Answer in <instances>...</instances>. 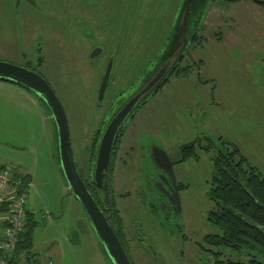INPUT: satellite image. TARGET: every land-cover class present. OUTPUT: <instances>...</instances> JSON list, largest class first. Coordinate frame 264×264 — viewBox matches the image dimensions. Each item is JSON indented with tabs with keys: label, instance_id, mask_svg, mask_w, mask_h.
I'll return each mask as SVG.
<instances>
[{
	"label": "rangeland",
	"instance_id": "374dc122",
	"mask_svg": "<svg viewBox=\"0 0 264 264\" xmlns=\"http://www.w3.org/2000/svg\"><path fill=\"white\" fill-rule=\"evenodd\" d=\"M119 1L122 6L133 2ZM215 1L216 3L210 2L208 8L219 12L233 11L230 16H237L240 11H245V21L256 23L247 25L254 29L250 38L260 35L262 29L258 25L264 26V7L248 0L229 3L225 0ZM6 6L7 0H0V62L24 67L25 59L21 53L29 48L21 40L24 30L17 28L28 20L24 19L25 22L20 21L22 24H19L18 18H14ZM106 20L107 38L117 41L119 37L116 30L127 41L128 28L123 27L116 15L109 13ZM174 26V23L167 29L166 24L157 26V33L153 30L150 46L140 45L139 49L157 55L162 48L161 44L166 42V37L171 38ZM204 35L210 36L208 32ZM31 44H34L33 34ZM203 46L206 49L203 53H210L208 48L215 52L211 47L205 44ZM219 48L220 46L217 47L218 53ZM77 49L76 45L67 47L66 50L72 53L71 59L64 62L63 67L58 63L56 73L46 82L63 108L71 150L79 169L87 177L90 157L88 149L92 146L91 139L101 126L100 111H96V95L102 68L101 73L87 72L85 59L88 52L85 49L82 53L80 48L78 51ZM138 51L127 47L123 42L107 49V53L111 54ZM223 51L227 57L214 55L219 62L213 65L210 75L219 81L218 91L215 90L211 95L216 99V106L210 103L209 88H203L199 92L197 120L194 121L192 116L193 101L187 104L195 89L192 77L191 82L185 83L183 89H178V82L174 81L171 84L177 89L166 85L149 100L151 104L146 110L152 127L147 133L153 139V146L164 147L167 154L175 153V158L183 159L182 155H178L179 150L198 134L201 139L203 136L208 137L214 150L209 153L196 150L190 158L177 161L172 168L174 186L172 180L169 182L174 187L172 195L176 192L179 200L176 224L181 231L178 241L171 239L170 233L160 231L159 225L146 218L147 199L142 203L135 201L138 216L136 221H128V216L124 217L125 233L128 234L131 248L130 258L134 264H217V254L220 251L222 254L226 253L215 247L208 248L204 242L207 235L217 233L208 221L209 213L215 210V204L209 198V182L214 159L221 146L231 150V145H234L248 165L264 177V76L259 72L249 75L250 71L262 70V66L261 63L251 65L245 62V66L240 65L236 73H231L237 61L234 59L235 54L225 46ZM203 57L208 59L205 54ZM238 117L239 120H236ZM194 123L200 128V132L194 130ZM232 131L239 136L233 138L230 134ZM229 141L233 144H228ZM0 164L15 167L32 176V183L27 190V208L32 211L36 222L33 250L29 254L21 253L17 264H28L27 257H30V264H35L33 255L38 259L36 264H111L82 207L68 188L60 167L57 136L49 111L34 95L1 81ZM5 219L6 215L0 214V222ZM171 243H175L176 249H171ZM228 256H224L223 260ZM229 258L233 260V257ZM240 261L244 259L240 258Z\"/></svg>",
	"mask_w": 264,
	"mask_h": 264
},
{
	"label": "flooded vegetation",
	"instance_id": "af4514ba",
	"mask_svg": "<svg viewBox=\"0 0 264 264\" xmlns=\"http://www.w3.org/2000/svg\"><path fill=\"white\" fill-rule=\"evenodd\" d=\"M198 1L201 3V0ZM210 2L216 3L215 0H208L207 4ZM6 8L14 18H18L19 24L25 22L24 19L28 20L23 26L17 28L24 30L21 40L23 45L29 48L21 53L22 58L25 59L23 68L48 80L56 73L58 63L63 67L64 62L71 59L72 53L66 50L69 45H76L77 51L80 48L82 53L86 49L87 72L101 73L102 68L96 95V111H100L101 126L91 139L92 146L88 149L90 157L87 177H84L79 169L73 151L72 154L77 173L119 239L131 264L134 263L130 258L129 249L131 248L128 244V234L125 233L126 219L124 217L128 216V221H136L138 216L135 201L142 203L147 199L146 218H150L152 222L159 225L160 231L170 233L171 239H179L178 234L181 228L176 224L179 210L176 205L177 199L175 195H172L174 188L169 182L167 171L172 170L177 161L190 158L196 150L209 153L214 150V146L208 137L203 136L201 139L197 134L189 144L183 145L179 150L178 155H182L183 159L175 158V153L167 154L164 147L153 146V139L147 133L152 127L151 121L147 119L146 108L151 104L149 100L166 85H172L173 89L177 87L183 89L185 83L191 82L192 77L194 80L192 86L195 89H193V95L189 96L187 104L193 101L192 116L194 121L197 120L196 108L200 104L199 92L203 88H209L210 103L216 106V99L211 95L219 88V81L210 75L213 65L219 62L214 55L227 57L223 53V46L233 50L234 59L237 60L231 73H236L240 65L245 66V62L251 65L261 63L262 70L250 71L249 75L259 72L264 76V26L259 24L258 26L262 29L260 35L251 39L250 34L254 32V29L247 25L256 23L250 20L245 21V14H243L245 11H240L237 16H230L233 11L219 12L207 7L201 23L196 31L192 32L190 24L186 27L187 23L183 15L186 0H133L128 6H122L119 0H7ZM109 13L115 14L123 27L128 28L127 41L121 38L122 35L116 30L119 37L117 41L107 38L106 19ZM173 23L175 26L172 36L170 39L166 37V42L161 44L162 48L157 55L154 56L150 52L139 49L140 45L150 46L153 30L157 33V26L166 24L167 29ZM207 32L209 37L204 35ZM31 34H33L34 44H31ZM227 41L230 42L227 43ZM122 42L127 47H133L134 50L139 51L124 54L107 53L109 46ZM203 44L211 47L215 52L208 48L210 53H203L206 50ZM218 46H220V53L217 52ZM183 47L187 48L186 51L182 50ZM176 50L182 53L180 58H177L173 67L175 69L167 83L146 96L117 131L111 146L107 170L102 173L101 187H97L92 179V171L99 142L107 123L114 112L153 75L160 59H165L173 65ZM203 54L208 59L203 57ZM242 62L244 64H241ZM108 67L110 68L108 78L104 91L101 93V84ZM174 81L178 82L177 87L171 84ZM83 120L84 118L81 119L82 123ZM192 127L200 132V128L195 123ZM230 134L234 136L233 138L239 136L234 131ZM202 141L205 143L203 144ZM228 144L233 143L229 141ZM231 146V150H238L234 145ZM155 148L162 149L167 154L168 167L162 168L154 162L152 150ZM227 153H230V149L224 145L221 146L214 163L217 157L226 156ZM121 190L125 191L120 192ZM144 241L147 242V240ZM149 247L152 248L150 244ZM170 247L176 249L175 243H171Z\"/></svg>",
	"mask_w": 264,
	"mask_h": 264
},
{
	"label": "trees",
	"instance_id": "16d2710c",
	"mask_svg": "<svg viewBox=\"0 0 264 264\" xmlns=\"http://www.w3.org/2000/svg\"><path fill=\"white\" fill-rule=\"evenodd\" d=\"M207 2L208 0H201V3L198 0H186L183 15L186 27L190 24L192 32L196 31L204 18ZM186 49L183 47L182 50ZM180 56L179 53L177 58ZM162 63L167 61L160 59L154 71ZM174 69L172 68L159 87L167 83ZM22 89L30 93L27 89ZM3 168H9L13 178H22L15 167L0 164V169ZM210 184L209 198L214 202L215 210L209 213L208 221L217 233L207 235L204 242L208 248L215 247L226 252L222 254L220 251L217 254V264H264V177L248 165L238 150L233 149L226 156H219L215 160ZM22 188L27 191L25 182ZM34 226L28 213L14 252L6 256L0 252V259L4 260V264H16L20 251L31 249V231ZM228 255L233 257V260ZM224 256L228 258L223 260ZM240 258L244 261H240Z\"/></svg>",
	"mask_w": 264,
	"mask_h": 264
},
{
	"label": "water",
	"instance_id": "95a60500",
	"mask_svg": "<svg viewBox=\"0 0 264 264\" xmlns=\"http://www.w3.org/2000/svg\"><path fill=\"white\" fill-rule=\"evenodd\" d=\"M233 2L237 0H225ZM254 3L264 6V2L261 0H251ZM188 37V34H187ZM182 51L176 50L173 56V65L171 62L162 63L160 67L154 71L153 75L125 102L123 106H120L113 114L112 118L107 123L104 129V134L100 139L99 146L95 162L93 165L92 179L97 187H101L102 173L107 170L109 164L111 146L113 144L115 135L119 128H121L127 119V117L139 106L141 101L151 93L155 92L160 84L166 79L171 72L177 57ZM110 68L106 70L104 80L101 84V93L104 91L106 80L108 78ZM0 81L9 83L12 85H18L22 88L30 91L32 95L37 97L42 104L49 111L51 118L55 126V133L58 142V152L60 167L62 169L64 178L68 185L70 192L76 198L80 206L82 207L91 228L101 245V249L108 257L111 264H131L125 250L123 249L119 239L110 227L107 219L104 217L98 204L91 196L90 192L86 188L85 184L81 180L77 173L74 158L71 150V144L69 139V129L65 113L63 108L55 96V93L40 75L27 70L23 67H17L13 64H7L0 62ZM152 157L156 164L162 168L169 166V160L167 154L158 148L152 150ZM169 179L172 180L174 186L172 170L167 171ZM165 182V181H164ZM172 186V187H173ZM174 188V187H173ZM177 199V207L179 210V200L177 193L175 192Z\"/></svg>",
	"mask_w": 264,
	"mask_h": 264
},
{
	"label": "built area",
	"instance_id": "2783aa9c",
	"mask_svg": "<svg viewBox=\"0 0 264 264\" xmlns=\"http://www.w3.org/2000/svg\"><path fill=\"white\" fill-rule=\"evenodd\" d=\"M19 176L13 178L9 168L0 169V214L6 215L3 234L0 237V252L6 256L14 252L19 235L27 219V194ZM0 264L4 260L0 259Z\"/></svg>",
	"mask_w": 264,
	"mask_h": 264
},
{
	"label": "crops",
	"instance_id": "0c3cea01",
	"mask_svg": "<svg viewBox=\"0 0 264 264\" xmlns=\"http://www.w3.org/2000/svg\"><path fill=\"white\" fill-rule=\"evenodd\" d=\"M30 94V93H29ZM17 169V168H16ZM18 173H19V175L23 178V180H24V182H25V184H27V189L26 190H28V188L30 187V185H31V183H32V176H30L29 175V173H27V172H24V173H22L21 171H19L18 169L16 170ZM26 194H27V199H28V193H27V191H26ZM27 213H29L30 215H31V217H32V219H33V222H34V216H33V213H32V211L30 210V209H28L27 208ZM28 215V214H27ZM34 227H33V229H32V231H31V249H23V250H21L20 251V254L21 253H23V252H25V253H27V254H29L30 253V251L31 250H33L32 248H33V241H34V239H33V234H34V229H35V227H36V222H34ZM3 224H2V222H0V237H1V235L3 234ZM19 254V255H20ZM19 255H18V257H17V259H16V264L18 263V258H19ZM36 255H33L32 257H33V262H35V264L38 262V259H36V257H35ZM27 262H28V264H30V257H27ZM49 264H51V263H49Z\"/></svg>",
	"mask_w": 264,
	"mask_h": 264
}]
</instances>
